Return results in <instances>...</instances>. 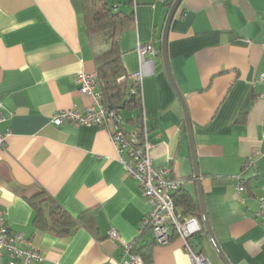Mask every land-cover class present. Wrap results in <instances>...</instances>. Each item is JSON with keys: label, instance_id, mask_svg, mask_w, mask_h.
Returning <instances> with one entry per match:
<instances>
[{"label": "crops", "instance_id": "0c3cea01", "mask_svg": "<svg viewBox=\"0 0 264 264\" xmlns=\"http://www.w3.org/2000/svg\"><path fill=\"white\" fill-rule=\"evenodd\" d=\"M174 2L109 0L134 18L121 49L130 76L145 71L143 110L154 165L171 168L198 197L184 110L162 58ZM144 44L157 51L146 65L138 52ZM168 58L190 115L213 231L232 264H264V220L257 217L264 199V86L258 84L264 0H183L169 30ZM96 71L84 0H0V135L7 137L0 149V217L19 249L41 254L42 261L28 264H122L130 260L123 243H155L150 230L139 234L151 205L118 159L113 124L52 122L59 111L94 105L76 79ZM126 114L122 127L132 132ZM252 156L255 165L246 166ZM237 177L247 185L242 193ZM28 199L56 201L82 227L63 238L36 228ZM193 243L213 264H223L206 232ZM0 264L25 263L6 254ZM144 264L192 262L175 236L154 245Z\"/></svg>", "mask_w": 264, "mask_h": 264}, {"label": "built area", "instance_id": "2783aa9c", "mask_svg": "<svg viewBox=\"0 0 264 264\" xmlns=\"http://www.w3.org/2000/svg\"><path fill=\"white\" fill-rule=\"evenodd\" d=\"M156 2H165L166 0H155ZM142 65L148 64L147 57H155L157 51L152 44L140 45L138 48ZM145 71H140L131 76L142 86V79ZM79 91L85 96L92 97L94 105L80 111L78 109H67L57 112L52 117V122L56 126H62L66 123H73L83 126L102 127L113 124L111 139L116 148L118 159L123 164L129 177L135 180L143 191V195L149 201L151 209L144 219L143 228L140 230L142 235L146 230H150L154 235L157 245H167L172 241L173 230L177 236L183 241V249L189 255L192 264H213L202 252L194 248L193 241L203 229L198 218L189 217L180 220L176 214L174 195L185 188L186 181L180 180L172 175L169 167L158 168L154 165L151 157L152 145L148 140V129L146 118L144 116V134L145 143L142 147L135 146V138L126 132L123 125V117L116 115L110 111L103 103L98 88L97 73H82L76 79ZM258 84L264 86V73L258 79ZM264 97V92L262 94ZM5 135H0V149L6 146ZM258 151L254 150V155H258ZM255 160L252 156L246 162V166H254ZM236 190L238 193L245 191V184L242 177L236 178ZM257 217L264 220V199H260V208ZM109 236L117 242L122 241L120 235L116 231L109 232ZM137 241L127 244L123 243L125 252L130 255V260L122 264H144L143 259L133 253L134 246ZM10 257H23L24 263L40 262L43 260L38 251H23L16 246L14 236L9 232L4 217H0V259L4 255Z\"/></svg>", "mask_w": 264, "mask_h": 264}, {"label": "trees", "instance_id": "16d2710c", "mask_svg": "<svg viewBox=\"0 0 264 264\" xmlns=\"http://www.w3.org/2000/svg\"><path fill=\"white\" fill-rule=\"evenodd\" d=\"M84 16L97 65L96 73L102 101L116 115H131L127 121L132 125L133 131L128 133L135 138V146L142 147L145 143L142 89L128 74L121 49L122 35L132 29L133 15L114 10L109 0H84ZM174 201L180 220L196 217L202 223L200 203L196 195L182 188L174 195ZM28 202L35 212L33 224L36 228L63 238L74 235L82 227L81 218L74 219L52 199L46 204L31 199H28ZM205 232L203 227L200 234ZM175 236L177 234L173 230V237ZM154 245L157 243L139 247L136 242L133 253L138 254L144 263L149 262Z\"/></svg>", "mask_w": 264, "mask_h": 264}, {"label": "water", "instance_id": "95a60500", "mask_svg": "<svg viewBox=\"0 0 264 264\" xmlns=\"http://www.w3.org/2000/svg\"><path fill=\"white\" fill-rule=\"evenodd\" d=\"M183 0H175L173 6L170 9L167 21L165 23L164 27V32H163V39H162V58L164 62V66L166 69V72L168 74L169 80L182 104L183 110H184V115H185V122H186V127H187V132H188V137L190 141V146H191V151H192V159H193V165H194V176L197 184V192H198V199L200 203V208H201V215H202V226L204 227L206 234L208 235L211 244L218 255L219 259L223 264H232L229 259L227 258L226 254L224 253L214 231L211 226V222L209 219V215L206 209V204L204 200V192H203V187H202V175L200 172V169L198 167V160H197V155H196V149H195V143H194V137H193V131H192V123L190 119V115L188 112L187 104L185 97L183 93L181 92L173 74L170 68L169 64V58H168V34L169 30L172 24V21L174 20Z\"/></svg>", "mask_w": 264, "mask_h": 264}, {"label": "rangeland", "instance_id": "374dc122", "mask_svg": "<svg viewBox=\"0 0 264 264\" xmlns=\"http://www.w3.org/2000/svg\"><path fill=\"white\" fill-rule=\"evenodd\" d=\"M127 114L125 113V116H126Z\"/></svg>", "mask_w": 264, "mask_h": 264}]
</instances>
